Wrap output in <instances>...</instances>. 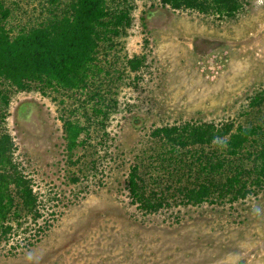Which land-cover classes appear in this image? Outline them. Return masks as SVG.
Here are the masks:
<instances>
[{"label":"rangeland","instance_id":"obj_1","mask_svg":"<svg viewBox=\"0 0 264 264\" xmlns=\"http://www.w3.org/2000/svg\"><path fill=\"white\" fill-rule=\"evenodd\" d=\"M132 1L129 24L100 46V70L85 91L11 92L0 125L37 214L7 219L0 264H264V185L233 201L172 197L145 213L124 187L132 163L164 185L150 128L264 116V100L247 105L264 85V0H241L229 16ZM5 2L13 26L40 18L48 5ZM134 55L141 62L131 68ZM95 92L103 113L93 109ZM60 116L85 126L69 156Z\"/></svg>","mask_w":264,"mask_h":264},{"label":"trees","instance_id":"obj_2","mask_svg":"<svg viewBox=\"0 0 264 264\" xmlns=\"http://www.w3.org/2000/svg\"><path fill=\"white\" fill-rule=\"evenodd\" d=\"M160 6L187 8L201 13L229 16L241 0H158ZM132 0H48L45 13L13 26L11 6L0 0V120L11 92L36 88L83 90L100 70L97 52L111 43L129 24ZM131 68L141 56L127 60ZM93 92V91H92ZM94 111L102 112L99 94ZM264 85L248 97L247 105L259 106ZM67 155L82 143L85 126L60 116ZM149 133L156 141L154 156L165 178L148 181L137 163L124 177L126 195L141 212H155L177 197L182 204L233 201L255 193L264 185V116L254 122L227 119L183 120L157 125ZM10 134L0 125V233H8V218L35 213L36 195L29 178L12 157ZM153 157V156H152ZM157 178V175L154 176ZM153 179V178H152ZM160 186V187H159ZM23 211V213H21ZM17 219V218H16Z\"/></svg>","mask_w":264,"mask_h":264}]
</instances>
